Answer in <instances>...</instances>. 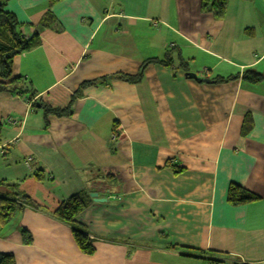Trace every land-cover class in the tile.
<instances>
[{
    "label": "crops",
    "instance_id": "0c3cea01",
    "mask_svg": "<svg viewBox=\"0 0 264 264\" xmlns=\"http://www.w3.org/2000/svg\"><path fill=\"white\" fill-rule=\"evenodd\" d=\"M50 3H7L42 45L13 62L34 100L0 92V197L17 185L39 209L0 225V253L16 264H264V82L241 78L264 75V0H228L222 21L201 0ZM144 66L139 82L123 78ZM36 101L73 114L47 118ZM231 185L259 199L233 206ZM83 191L108 201L91 198L76 220L92 256L54 217Z\"/></svg>",
    "mask_w": 264,
    "mask_h": 264
},
{
    "label": "trees",
    "instance_id": "16d2710c",
    "mask_svg": "<svg viewBox=\"0 0 264 264\" xmlns=\"http://www.w3.org/2000/svg\"><path fill=\"white\" fill-rule=\"evenodd\" d=\"M9 0H0V92H10L13 95L26 97L29 96L32 101L36 96L31 88V83L19 76L13 75V62L16 57L39 48L42 45L39 34H35L31 38H26L21 32V25L18 22L16 16L13 13L7 11V3ZM61 0H51V6ZM228 8V0H201V9L203 12L212 14L214 19L222 21L226 17ZM52 15L47 14L41 28H47L48 21L52 19ZM54 22V21H53ZM157 61H148L147 64L156 63ZM145 66L141 69L138 76L134 78L123 77L125 80L139 82L143 77V71ZM242 80L250 85H259L264 82V75L253 70L247 69L242 74ZM108 78L99 79L93 82H86L81 86V91L88 86H97L107 83ZM227 80V79H226ZM229 80V79H228ZM224 81V80H221ZM80 94V91H79ZM34 110L43 109L45 116L53 115L57 117H69L72 116V107L69 106L65 110H55L36 101L32 104ZM248 122L246 119L245 125ZM3 142V126L0 124V146ZM175 173H181L183 169L178 166L169 165ZM35 178L39 181L43 180L41 172L35 174ZM0 186H4V183H0ZM6 190L8 196L0 197V225L7 226L18 214L25 211L27 207H34L39 209L27 195L19 190L17 185H7ZM259 198L245 190L238 185H231L228 191V202L233 206H242L248 203L257 201ZM92 199L89 193L83 191L77 193L67 200L59 204L57 210L54 213V217L62 223L67 224L71 228L73 240L82 254L92 256L95 254L94 242L90 239L86 229L77 223V218L90 207ZM22 239L24 244L31 245L33 242L32 235L26 230H21ZM186 252V251H185ZM189 258H202L197 257L199 255L184 253ZM219 263V262H218ZM0 264H16L15 256L12 254L0 253Z\"/></svg>",
    "mask_w": 264,
    "mask_h": 264
},
{
    "label": "water",
    "instance_id": "95a60500",
    "mask_svg": "<svg viewBox=\"0 0 264 264\" xmlns=\"http://www.w3.org/2000/svg\"><path fill=\"white\" fill-rule=\"evenodd\" d=\"M187 77H189L190 79H193L195 81H198V82H202V83H209L211 82L210 80L208 79H200L195 73H188L186 74ZM91 198H93V200L95 202H99V203H104L106 202L107 200L105 199H101L99 198V194L98 193H91ZM108 202V201H107Z\"/></svg>",
    "mask_w": 264,
    "mask_h": 264
},
{
    "label": "rangeland",
    "instance_id": "374dc122",
    "mask_svg": "<svg viewBox=\"0 0 264 264\" xmlns=\"http://www.w3.org/2000/svg\"><path fill=\"white\" fill-rule=\"evenodd\" d=\"M156 23H159V21H156ZM156 23H155V24H156ZM9 93H10V92H9ZM16 122H17V121H16ZM7 123H8V124H11V125H14V126H17V124H18V123L14 124V120H12V119H8ZM21 128H22V126L20 125V129H21ZM116 135H117V134H116ZM114 136H115V134H114ZM115 138H116V137H115ZM31 159H32V158H30L28 162L25 161V164L27 165L28 168H31V169H32L33 166H32V161H31ZM30 161H31V162H30Z\"/></svg>",
    "mask_w": 264,
    "mask_h": 264
},
{
    "label": "built area",
    "instance_id": "2783aa9c",
    "mask_svg": "<svg viewBox=\"0 0 264 264\" xmlns=\"http://www.w3.org/2000/svg\"><path fill=\"white\" fill-rule=\"evenodd\" d=\"M14 124H16V121H14ZM115 136H117V135L115 134Z\"/></svg>",
    "mask_w": 264,
    "mask_h": 264
},
{
    "label": "flooded vegetation",
    "instance_id": "af4514ba",
    "mask_svg": "<svg viewBox=\"0 0 264 264\" xmlns=\"http://www.w3.org/2000/svg\"><path fill=\"white\" fill-rule=\"evenodd\" d=\"M90 196H91V194H90Z\"/></svg>",
    "mask_w": 264,
    "mask_h": 264
}]
</instances>
